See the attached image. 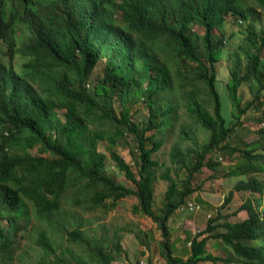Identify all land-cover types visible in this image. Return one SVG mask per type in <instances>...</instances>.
Returning a JSON list of instances; mask_svg holds the SVG:
<instances>
[{
  "label": "trees",
  "instance_id": "16d2710c",
  "mask_svg": "<svg viewBox=\"0 0 264 264\" xmlns=\"http://www.w3.org/2000/svg\"><path fill=\"white\" fill-rule=\"evenodd\" d=\"M228 15L244 20L249 11L242 0H0V40L6 43L10 60L9 67L0 64V264H15L24 232L40 247L39 264H112L113 248L122 250L119 241L108 245L91 236L64 211L70 188L76 191V202L91 209L105 205L107 199L115 206L135 195L137 211L149 216L162 232L165 264L219 260L264 264V148L241 149L227 142L252 105L242 106L241 84L253 81L264 90V30L248 26L239 45L247 69L243 74L233 69L227 84L236 119L231 125L217 87ZM197 24L204 30L202 36L194 29ZM19 29L28 35L24 46ZM163 35L172 39L166 44L174 49L176 60H185L184 66L161 59ZM17 53L29 59L23 67L30 72L15 70ZM100 61L103 75L92 94L88 82ZM37 82L42 83V92ZM114 98L121 106L119 115L107 106ZM141 100L148 107V118L139 125L132 105ZM180 109L191 121L180 125L171 148L173 168L160 175L170 184L156 213L154 184L158 169L166 167L154 158L164 143L157 135L165 134L164 124ZM97 123L107 128H94ZM200 129L208 132L202 147L195 138ZM259 133L263 138L264 127ZM127 135L136 141L137 170L115 150L110 156L136 189L117 183L107 173V156L98 150L100 142L116 147ZM35 147L39 155L29 152ZM215 149L241 153L246 163L229 175H250L235 190L258 197L243 204L244 220L207 222L203 233L211 232L233 256L224 259L209 253V237L200 239V232L184 260L174 254L169 221L194 191L195 174L203 167L215 171L220 165L211 155ZM174 168L176 178L171 176ZM233 196L231 191L226 203ZM32 214L41 222H33ZM68 244L81 247V253Z\"/></svg>",
  "mask_w": 264,
  "mask_h": 264
},
{
  "label": "rangeland",
  "instance_id": "374dc122",
  "mask_svg": "<svg viewBox=\"0 0 264 264\" xmlns=\"http://www.w3.org/2000/svg\"><path fill=\"white\" fill-rule=\"evenodd\" d=\"M249 11L247 19H238L233 15L226 17L224 29L225 40L222 47L221 59L217 62V87L221 93L223 102V114L231 125L236 122L232 115L233 106L229 98L227 84L229 82L233 69H239L243 74L247 69V59L239 49V45L243 42L247 34L248 26H255L257 30H264V3L262 0H242ZM117 18H120L118 15ZM120 23L119 19H117ZM194 29L199 36L203 35V28L195 25ZM20 39L23 46L29 41L27 34L19 29ZM172 39L168 36H161L160 42L163 45L159 54L162 60H168L184 66V59H177L174 49L166 43ZM7 45L0 40V64L9 67V56L6 53ZM264 52V50H263ZM28 58L17 53L13 59V65L17 72L31 68H24V64L28 62ZM104 63L100 64L93 71L89 79L88 89L93 94L94 86L97 84L98 78L103 75ZM202 91H206L202 83L199 84ZM35 86L42 92V83H35ZM258 84L253 81H244L239 88L241 104L252 102L251 107L243 114L241 120L236 123L227 142L232 146H238L241 149L246 147L261 150L264 148V137L259 133L264 127V90H258ZM258 94V96H257ZM209 99L206 95L202 96ZM103 103V99L99 98ZM107 106L111 107L114 114L119 115L121 111L120 103L114 98L109 99ZM133 119L142 125L143 121L148 118V107L143 100L132 105ZM191 121L186 114L185 109H180L177 114H172L164 124L162 131L165 134H158L157 137L162 138L164 143L161 150L154 154V158L160 163L166 164L161 166L157 171V180L154 184V210L156 213L160 211L166 201V192L170 182L162 179L160 175L167 170V167L173 168L170 162V151L179 134L180 125ZM94 128H107L101 123H97ZM149 132L148 134H151ZM155 136V138L157 139ZM208 137L207 130L200 129L195 138L202 147ZM98 150L107 156L106 171L119 184L136 189V185L125 177V174L119 170L116 162L111 158V152L119 153L126 162L131 165L134 171L137 170L138 151L136 141L133 135H127L121 139L116 147H112L107 141L98 144ZM32 155H39L38 147L29 151ZM212 157L219 162L218 168L213 171L207 167H203L197 172L191 182L193 192L189 194L186 201L174 213L169 221L171 231V241L173 243V251L175 256L187 260L190 257L191 241L196 234L204 232L209 219H215V224H223L225 221H238L247 218V211L242 208L250 197H258L250 191L235 190V186L240 180H248L250 175L230 176L231 169L242 167L246 160L241 153L229 155L220 150H214ZM209 157V155L207 156ZM185 173V172H184ZM181 173L180 177L184 178L185 174ZM171 176L176 178L175 168L171 172ZM259 176V175H256ZM264 178V175L262 176ZM181 183V182H180ZM231 191L234 196L226 203V199ZM75 192L73 188L68 189L64 201L63 208L66 213L71 214L76 219L81 228L86 230L91 236H95L103 240L106 244L112 245L115 242L120 243L122 250L120 252L113 251L112 264H165L166 260L161 252L163 235L158 225L143 211H137L135 206L138 199L135 195H130L117 202L115 206L111 205L112 199H107L105 205L98 208H89L87 204H79L76 202ZM188 202H195L201 205L196 211L187 209ZM254 204L255 201H254ZM33 222L40 223L35 215L32 214ZM219 231H225V227H219ZM27 233V232H26ZM24 232L19 241V247L16 253L15 264H39L38 255L40 247L35 243L33 236L26 235ZM20 234V233H19ZM208 236L207 250L209 253L221 257L228 258L233 256L231 250L220 240L211 237V232L203 233L200 237ZM78 254L81 253V247L68 244ZM72 264H75L72 262ZM199 264H213V262H200ZM217 264H240L238 262H227L219 260Z\"/></svg>",
  "mask_w": 264,
  "mask_h": 264
},
{
  "label": "built area",
  "instance_id": "2783aa9c",
  "mask_svg": "<svg viewBox=\"0 0 264 264\" xmlns=\"http://www.w3.org/2000/svg\"><path fill=\"white\" fill-rule=\"evenodd\" d=\"M201 208V205L195 203V202H188L187 203V209L193 212L198 211Z\"/></svg>",
  "mask_w": 264,
  "mask_h": 264
}]
</instances>
